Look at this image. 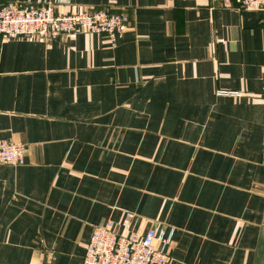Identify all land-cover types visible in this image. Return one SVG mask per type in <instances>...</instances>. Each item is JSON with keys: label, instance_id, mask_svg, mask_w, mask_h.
Wrapping results in <instances>:
<instances>
[{"label": "crops", "instance_id": "0c3cea01", "mask_svg": "<svg viewBox=\"0 0 264 264\" xmlns=\"http://www.w3.org/2000/svg\"><path fill=\"white\" fill-rule=\"evenodd\" d=\"M20 1L131 23L117 46L0 34V137L27 148L0 165V264H82L94 227L127 211L137 232L172 231L169 264H264V12Z\"/></svg>", "mask_w": 264, "mask_h": 264}, {"label": "built area", "instance_id": "2783aa9c", "mask_svg": "<svg viewBox=\"0 0 264 264\" xmlns=\"http://www.w3.org/2000/svg\"><path fill=\"white\" fill-rule=\"evenodd\" d=\"M224 8L264 12V0H219ZM131 20L125 9H87L59 11L54 3L34 4L10 1L0 7V34L5 41L19 38L56 39L82 34L105 35L113 46L123 39ZM222 94L240 96L238 92ZM27 148L22 142L0 137V165L25 163ZM135 214L127 211L119 221H106L94 227L86 243L82 264H169L172 231L133 230Z\"/></svg>", "mask_w": 264, "mask_h": 264}]
</instances>
